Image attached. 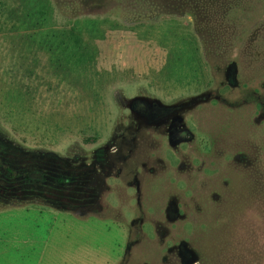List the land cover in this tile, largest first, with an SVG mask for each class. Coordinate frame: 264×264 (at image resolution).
Listing matches in <instances>:
<instances>
[{
    "label": "rangeland",
    "instance_id": "1",
    "mask_svg": "<svg viewBox=\"0 0 264 264\" xmlns=\"http://www.w3.org/2000/svg\"><path fill=\"white\" fill-rule=\"evenodd\" d=\"M0 142L91 200L0 201V264H264V0H0Z\"/></svg>",
    "mask_w": 264,
    "mask_h": 264
},
{
    "label": "flooded vegetation",
    "instance_id": "2",
    "mask_svg": "<svg viewBox=\"0 0 264 264\" xmlns=\"http://www.w3.org/2000/svg\"><path fill=\"white\" fill-rule=\"evenodd\" d=\"M130 108L147 124L160 122L174 111L156 102L147 103L142 100L133 102ZM180 127L177 120H172L169 133L176 140H185L187 134ZM78 163L79 160L74 159L73 166L67 167L63 161L52 158L50 153L42 152L39 157H34L10 143L0 142V201L22 202L28 198H40L72 210L80 205L73 204L68 196L83 194L86 205L91 202L86 193L88 190L86 186L77 188V185L80 182L79 176L86 173L88 166L79 168L75 166ZM100 165L101 162L95 161L89 167L90 173ZM104 174L106 176L107 172Z\"/></svg>",
    "mask_w": 264,
    "mask_h": 264
}]
</instances>
